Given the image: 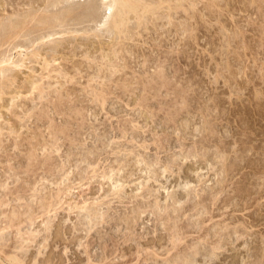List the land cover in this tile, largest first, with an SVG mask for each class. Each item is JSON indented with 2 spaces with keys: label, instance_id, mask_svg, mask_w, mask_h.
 Here are the masks:
<instances>
[{
  "label": "rangeland",
  "instance_id": "374dc122",
  "mask_svg": "<svg viewBox=\"0 0 264 264\" xmlns=\"http://www.w3.org/2000/svg\"><path fill=\"white\" fill-rule=\"evenodd\" d=\"M40 1L0 0V264L263 263L264 0Z\"/></svg>",
  "mask_w": 264,
  "mask_h": 264
},
{
  "label": "bare ground",
  "instance_id": "6f19581e",
  "mask_svg": "<svg viewBox=\"0 0 264 264\" xmlns=\"http://www.w3.org/2000/svg\"><path fill=\"white\" fill-rule=\"evenodd\" d=\"M33 1H35V0H32V2ZM42 1H44V0H42ZM42 1H40V2H42ZM46 1V0H45ZM63 1V0H62ZM62 1L61 0H53V2L52 3H57V4H55V6L57 7L60 3H62ZM77 1V0H76ZM90 2L92 1V0H89ZM97 1V0H96ZM101 1V3H102V5L103 6H105L106 8H107V10L109 11V16H106V17H108L109 19H107L106 18V21H105V19H104V22H105V24H104V22H103V26L104 25H106L107 27L109 26V27H111L112 29H114V30H116L117 32L118 31H120L121 30V28L123 27V29H124V22H125V19H127V15L128 14H130V13H134V14H137L138 13V11H141V9H144L145 8V6L144 5H141L140 4V2H137V1H135V0H100ZM36 2H38V1H36ZM47 2H48V4H47ZM46 2V4H44V5H46L47 7L48 6H50V7H52L51 5H49V0ZM51 2V1H50ZM65 2V1H64ZM63 2V3H64ZM67 3H68V1H66ZM75 2V1H74ZM95 2V1H94ZM31 3V2H30ZM45 3V2H44ZM51 3V4H52ZM63 3H62V5H63ZM36 4V3H35ZM34 4V5H35ZM90 4V3H89ZM37 5V4H36ZM35 5V6H36ZM41 5V4H40ZM62 5H61V7H62ZM83 5V4H82ZM99 5V4H98ZM39 6V5H38ZM43 6V5H42ZM55 6H53V7H55ZM84 6V5H83ZM87 6V5H86ZM30 7V6H29ZM44 7V6H43ZM58 7H60V5L58 6ZM75 7V6H74ZM89 7V6H88ZM92 7H94V6H92ZM91 7V5H90V8H92ZM147 7V6H146ZM33 8V7H32ZM31 7L29 8L31 11L34 9H32ZM46 8V7H45ZM78 8V7H77ZM85 8V7H84ZM90 8H87V9H89V10H91ZM99 8V7H98ZM36 9H38V7H36ZM46 9H50L49 7L48 8H46ZM40 10V9H39ZM51 10V9H50ZM49 10V11H50ZM54 11H55V8L53 9ZM53 10H52V12H53ZM74 10V8H72V11ZM81 10H83V9H81ZM89 10H87V11H89ZM104 10V9H103ZM147 11L145 12V13H147L148 12V8L146 9ZM28 11V10H27ZM31 11H28V12H30V13H33V12H31ZM34 11V10H33ZM36 11V10H35ZM71 11V10H70ZM84 11H85V9H84ZM93 11H94V15H95V9L93 10H91V13L90 14H92L93 13ZM102 11V10H101ZM111 11V12H110ZM113 11H114V13H113ZM62 12V11H61ZM67 12V11H66ZM65 12V13H66ZM90 12V11H89ZM36 13V12H35ZM39 13V12H38ZM68 13V12H67ZM76 13V12H75ZM85 13V12H84ZM29 14V13H28ZM40 14H42V12H40ZM43 14H45V13H43ZM42 14V15H43ZM48 14V13H47ZM53 14V13H52ZM76 14H78V13H76ZM100 14H101V12H100ZM139 15H140V13H138ZM154 14V13H153ZM46 15V14H45ZM44 15V17H46ZM51 15V14H50ZM58 15H62V13H60L59 12V14ZM58 15L57 16H55L56 17V20L58 19ZM67 15V14H66ZM86 15V14H85ZM94 15H91V17H94ZM107 15V14H106ZM142 15H144V14H142ZM38 15H36V16H34V18L35 17H37ZM88 16H90V15H88ZM141 16V15H140ZM44 17H42V18H44ZM48 17V16H47ZM50 17V16H49ZM53 17V16H52ZM54 17V18H55ZM68 17V16H67ZM95 17L97 18V14L95 15ZM26 18H28V17H26ZM33 18V17H32ZM40 20H39V22L41 21V16H39L38 17ZM96 18H94V19H96ZM98 18H100L99 16H98ZM129 18V17H128ZM131 18V17H130ZM51 19V18H50ZM89 19H92V18H90L89 17ZM30 20V19H29ZM28 20V21H29ZM35 20H36V18H35ZM61 20V19H60ZM66 20V19H65ZM73 20H74V18H73ZM88 20V17H87V19H86V21ZM100 20V19H99ZM128 20V19H127ZM16 21V20H15ZM54 21V20H53ZM59 21V20H58ZM68 20H66V22H67ZM85 21V22H86ZM92 22L94 21V20H91ZM95 21H97L98 22V20H95ZM95 21L93 22V23H95ZM101 21V20H100ZM31 22H34V21H31ZM37 22V21H36ZM84 22V21H83ZM14 23V22H13ZM16 23V22H15ZM49 23V22H48ZM47 23V24H48ZM52 22L50 21V24H51ZM58 23V22H57ZM56 23V24H57ZM81 23H82V21H81ZM89 23V22H88ZM126 23H128V21H126ZM25 24V23H24ZM24 24H23V26H24ZM27 24V23H26ZM37 24V23H36ZM46 24V23H45ZM46 24V25H47ZM60 24V23H59ZM73 24H78V23H74L73 22ZM6 25V24H5ZM10 25H11V23H10ZM29 25H30V23H29ZM28 25V26H29ZM32 25H34V24H32ZM41 25V24H40ZM43 25V24H42ZM46 25H45V28H46ZM49 25V24H48ZM52 25H54V26H56L54 23L52 24ZM81 25V24H80ZM86 25V24H85ZM88 25V24H87ZM91 25V24H90ZM89 25V26H90ZM9 26V25H8ZM8 26H6V27H8ZM20 26V25H19ZM65 26V25H64ZM63 26V27H64ZM74 26V25H73ZM84 26V25H83ZM1 27V26H0ZM51 27H53V26H51ZM59 27V26H58ZM62 27V26H61ZM71 27H72V23H71ZM76 27V26H75ZM82 27V26H81ZM86 27V26H85ZM105 27V26H104ZM106 27V28H107ZM127 27V26H126ZM15 28H16V26H14V30H15ZM44 28V29H45ZM49 28L50 27H48V28H46V29H48L49 30ZM66 28H67V26H66ZM79 28V27H78ZM77 28V29H78ZM87 28V27H86ZM91 28V27H90ZM101 28V27H100ZM1 30H3V28H0ZM34 28H32V29H30V31L31 30H33ZM43 29V28H42ZM57 29V28H56ZM56 29H53L54 31H56ZM105 29V28H104ZM4 30H5V28H4ZM3 30V32L5 33V31ZM11 30V29H10ZM17 30V29H16ZM38 31V29L37 28H35V31ZM39 30H40V28H39ZM53 30H51V31H53ZM62 30V29H61ZM70 30V29H69ZM74 30H75V28H74ZM84 30H86V29H84ZM88 30V29H87ZM108 30V29H107ZM111 30V29H110ZM21 31V30H20ZM20 31H19V33H20ZM46 31V30H45ZM45 31H43V32H45ZM58 32L60 31L59 29L57 30ZM64 31V30H63ZM99 31V30H98ZM112 31V30H111ZM2 32V33H3ZM9 32H11V31H9ZM21 32H23V31H21ZM26 32V31H25ZM43 32H39L40 34H39V36L43 33ZM47 32V31H46ZM49 32V31H48ZM60 32H62V31H60ZM67 33H69L68 31H66ZM71 32V31H70ZM74 32V31H73ZM72 32V33H73ZM101 32V31H100ZM99 32V33H100ZM121 32V31H120ZM120 32H118V33H120ZM94 33V32H93ZM12 34V33H11ZM21 34V33H20ZM31 34V33H30ZM54 34H57V33H54ZM97 34H98V32H97ZM2 35H4V34H2ZM10 35V34H9ZM8 35V37L7 38H9L10 36ZM26 35V34H25ZM45 34H43V36H44ZM52 36H53V33L51 34ZM58 35V34H57ZM18 36H21V35H18ZM33 36H34V34H33ZM47 36V35H46ZM51 36V37H52ZM15 37V36H14ZM6 38V39H7ZM43 38V37H42ZM69 38V37H68ZM119 38H120V36H119ZM35 39V38H34ZM70 39H71V37H70ZM13 40V39H12ZM10 41H11V37H10ZM44 41V40H43ZM4 42V41H3ZM66 42V41H65ZM5 43V42H4ZM53 43V42H52ZM58 43V42H57ZM7 44H9V43H7ZM10 44H12V42L10 43ZM13 45V44H12ZM11 45V46H12ZM50 45V44H49ZM56 47V46H55ZM12 48V47H11ZM8 49V48H7ZM50 50V49H49ZM55 50V49H54ZM51 51V50H50ZM56 52V51H55ZM4 60V59H3ZM4 62V61H3ZM2 62V63H3ZM2 63H0V64H2ZM0 71H1V69H0ZM1 73H2V71H1ZM8 76V75H7ZM12 76V75H11ZM9 77V76H8ZM6 78V77H5ZM4 78V79H5ZM1 79V78H0ZM11 79V78H10ZM6 81V80H5ZM4 81V82H5ZM12 82V81H11ZM3 86H5V85H3ZM1 87V86H0ZM2 89V88H1ZM3 91V90H2ZM2 94V93H1ZM264 254V253H263ZM260 255H262V254H260ZM263 256V255H262ZM261 256V257H262ZM263 259H264V257H262ZM262 260V259H261ZM258 261H260V259L258 260ZM257 261V262H258ZM262 262L263 263H261L260 262V264H264V260H262ZM257 264V263H256ZM258 264H259V262H258Z\"/></svg>",
  "mask_w": 264,
  "mask_h": 264
}]
</instances>
